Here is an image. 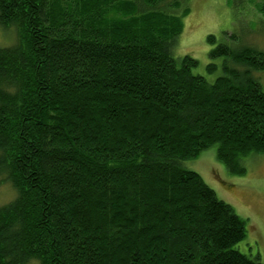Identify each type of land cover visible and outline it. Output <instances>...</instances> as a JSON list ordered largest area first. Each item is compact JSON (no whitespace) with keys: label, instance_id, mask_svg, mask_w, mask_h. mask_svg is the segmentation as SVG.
<instances>
[{"label":"trees","instance_id":"obj_1","mask_svg":"<svg viewBox=\"0 0 264 264\" xmlns=\"http://www.w3.org/2000/svg\"><path fill=\"white\" fill-rule=\"evenodd\" d=\"M168 1L0 0L18 35L0 48V176L17 193L0 264H263L184 162L217 145L242 176L264 154V52L218 44L207 82L174 57L189 9Z\"/></svg>","mask_w":264,"mask_h":264},{"label":"rangeland","instance_id":"obj_2","mask_svg":"<svg viewBox=\"0 0 264 264\" xmlns=\"http://www.w3.org/2000/svg\"><path fill=\"white\" fill-rule=\"evenodd\" d=\"M175 1H183L182 8L189 9V15L183 19L184 31L173 54L175 58L190 56L198 61V66L192 69L194 75L213 84L224 74L225 60H212L209 55L220 43L232 49L248 46L264 52V0H169L165 6ZM210 36L216 38V44H210ZM232 36L238 40L234 41ZM17 42L15 27L0 26V48L14 47ZM211 65L216 70L209 72ZM254 76L264 90V71ZM217 149V145L212 146L198 158L184 162V167L198 173L218 198L246 221L247 238L236 249L252 259L259 258L264 264V154L249 156L244 162L246 174L238 176L230 174L217 159ZM4 178L5 175L0 176V206L17 197L11 184L6 180L2 182Z\"/></svg>","mask_w":264,"mask_h":264}]
</instances>
